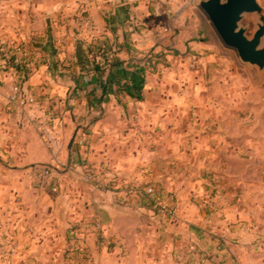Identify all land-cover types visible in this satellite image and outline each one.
I'll return each mask as SVG.
<instances>
[{
	"label": "rangeland",
	"instance_id": "obj_1",
	"mask_svg": "<svg viewBox=\"0 0 264 264\" xmlns=\"http://www.w3.org/2000/svg\"><path fill=\"white\" fill-rule=\"evenodd\" d=\"M200 1L145 0L149 25L134 24L140 35L152 27L131 65L147 69L144 99L116 106L139 131L125 139L121 156L89 174L105 176L101 190L116 197L119 216L106 220L107 234L101 221H71L60 229L64 239L29 242L9 239L3 219L0 264H264V71L222 43ZM258 23L245 14L241 26L251 38ZM86 176L76 178L89 190ZM70 178L46 192L75 203L65 196L74 193ZM136 187L152 188L150 201L128 195ZM81 229L95 233L82 237ZM29 251L52 260L34 261Z\"/></svg>",
	"mask_w": 264,
	"mask_h": 264
},
{
	"label": "crops",
	"instance_id": "obj_2",
	"mask_svg": "<svg viewBox=\"0 0 264 264\" xmlns=\"http://www.w3.org/2000/svg\"><path fill=\"white\" fill-rule=\"evenodd\" d=\"M138 1L0 0V220L10 222L9 239H42L47 244L64 239L60 229L71 221L89 220L101 221L105 235L106 220L119 216L111 191L93 186L87 190L76 176L88 177L114 162L122 146H128L125 139L136 127L139 131L127 122L126 109L116 106L117 97L102 95L94 73L95 62L103 65L115 58L129 69L135 67L136 50L152 37V27L141 35L134 28L140 19L149 25L152 18L145 0L136 6ZM109 73L106 70L101 80ZM16 85L24 104L11 112L9 98ZM126 98L134 100L120 96ZM45 166L52 167L53 175L43 184L37 174ZM69 177L74 193L66 191L65 196L77 200L70 205L61 193L53 199L46 192H58V184ZM96 177L105 179L102 174ZM27 220L46 223L28 227L23 224ZM86 229L80 236L95 233ZM27 254L41 263L52 260L46 252Z\"/></svg>",
	"mask_w": 264,
	"mask_h": 264
},
{
	"label": "water",
	"instance_id": "obj_3",
	"mask_svg": "<svg viewBox=\"0 0 264 264\" xmlns=\"http://www.w3.org/2000/svg\"><path fill=\"white\" fill-rule=\"evenodd\" d=\"M199 7L227 48L235 51L243 63L264 71V7L257 0H201ZM251 13L257 15L259 23L250 38L241 21L245 14ZM75 138L76 134L69 149Z\"/></svg>",
	"mask_w": 264,
	"mask_h": 264
},
{
	"label": "trees",
	"instance_id": "obj_4",
	"mask_svg": "<svg viewBox=\"0 0 264 264\" xmlns=\"http://www.w3.org/2000/svg\"><path fill=\"white\" fill-rule=\"evenodd\" d=\"M110 70L107 80L102 81V74ZM94 73L97 76V83L102 91V95L109 94L118 98V103L121 104L120 96L126 94L137 101H143V91L146 86L145 67H137L129 69L119 59H112L110 62H95ZM150 195L141 196L143 201H146ZM149 200V199H148ZM150 201V200H149Z\"/></svg>",
	"mask_w": 264,
	"mask_h": 264
},
{
	"label": "built area",
	"instance_id": "obj_5",
	"mask_svg": "<svg viewBox=\"0 0 264 264\" xmlns=\"http://www.w3.org/2000/svg\"><path fill=\"white\" fill-rule=\"evenodd\" d=\"M84 4H94L97 0H82ZM84 82L88 83L89 82V77L85 76L84 77ZM28 102L32 103L33 100L30 99ZM23 103V100L21 98V91H20V87L18 85H16L14 87L13 93L11 94L10 98H9V109L11 112H15L19 106H21ZM53 175V169L52 167L49 166H45L43 167L39 173L37 174V179L40 180L41 183L45 184L48 182V180L51 178V176ZM88 182H90L92 185H94V187L96 189H103L105 187V181L103 178H98L94 175H88L87 177ZM126 192L128 193V195H131L133 197H141L144 195H150L153 196L154 194V190L152 188L150 189H142L140 187H136V188H131L128 189L126 188ZM153 204V206L156 209H160V212L162 213H171V211H169L166 207H164L163 205H161V203L157 202H151ZM97 231H101V227L100 225H97ZM16 245L15 247L12 246L11 250L9 252V256L13 257V255L16 252Z\"/></svg>",
	"mask_w": 264,
	"mask_h": 264
}]
</instances>
